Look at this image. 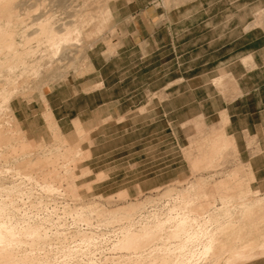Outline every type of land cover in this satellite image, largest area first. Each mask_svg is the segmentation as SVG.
Wrapping results in <instances>:
<instances>
[{"label": "rangeland", "instance_id": "obj_1", "mask_svg": "<svg viewBox=\"0 0 264 264\" xmlns=\"http://www.w3.org/2000/svg\"><path fill=\"white\" fill-rule=\"evenodd\" d=\"M111 1L0 0V223L21 238L10 248L33 264H156L162 254L165 264H264V253L232 257L264 242V191L247 162L254 155V168L264 169V152L252 136L250 153H237L226 111H215L239 97L232 111L245 109L264 130V66L253 69L256 89L246 96L233 76L202 75L229 48L220 41L232 39V53L248 50L246 20L264 62V0L251 11L249 0H162L183 7L171 17L173 45H165L164 14L132 45ZM49 29L56 39L70 30L75 37L54 48ZM122 39L125 56L103 76L109 96L123 99L65 133L48 114L46 131L18 121L16 100L67 78L83 83L88 55L112 53ZM232 61L241 74L239 57ZM211 238L217 252L202 255Z\"/></svg>", "mask_w": 264, "mask_h": 264}, {"label": "crops", "instance_id": "obj_2", "mask_svg": "<svg viewBox=\"0 0 264 264\" xmlns=\"http://www.w3.org/2000/svg\"><path fill=\"white\" fill-rule=\"evenodd\" d=\"M162 0H112L110 3V11L116 15H123L122 21L125 23L124 26H118L119 29L132 30L133 32L128 37V40L132 45H140L139 41H136V36L139 30L147 29L155 32V24L157 18L160 15H165V28L169 34L168 40H166L165 45H173V21L171 17L174 13L178 12L179 8L183 7H173L172 5L168 6L161 4ZM190 3V2H187ZM253 5V0H249L245 3V7H250V11ZM248 20L244 23V41L243 45L245 50L241 54L236 52L232 53V39L222 40L218 43L219 47L228 49H222L223 53L219 55L218 58L213 59L215 66L207 71L202 73L209 74L210 72H217L215 74L209 75L210 77H234L237 79L240 95L246 96L251 94L256 87H254L252 81V71L254 68L263 67L264 62L259 63L257 61L258 49L254 47L253 39V27L248 29L246 25ZM229 29L232 30V24L227 23ZM152 35L146 39L147 42L151 40ZM126 39H122L119 45L112 53H104V50L99 52H91L88 55L90 70L85 73V79L83 83H77L79 77H74L72 79L67 78L65 81L59 83H54L48 87V89H43L42 93L31 101L23 102L16 100L14 105L12 104V110L14 115L20 121L21 124H26L28 131L32 127L43 128L46 131V114L54 121L57 128L62 132H68V127L73 126L75 121L82 123V117L86 114H93V111H98L105 106H108L110 103L116 102L119 99H123L119 94L109 96V81L107 77L103 76L105 71H108L109 68L114 67V62L120 60L124 57V49H121L124 46ZM154 40V38L152 39ZM118 42V41H117ZM116 43V42H114ZM204 42L203 44H206ZM216 44V43H215ZM235 46L236 43H233ZM185 53V52H184ZM182 53V55L184 54ZM239 57V64L242 68L241 74H236L234 68H232V60ZM250 58L253 62L254 67L247 68L242 59ZM183 59V58H182ZM209 61L204 62L207 64ZM244 78L243 85L240 78ZM248 84V86H247ZM235 99H231L226 105L218 107V110H215L216 113L221 111H226L228 115V122L225 125V131L228 135L232 136L231 140L234 139L237 153H250V149L247 142V137H255L258 144L261 147V153L264 152V130L263 126L254 123L252 117L247 115L248 112L244 109V113H237L232 111V102ZM202 115L207 116L205 112H201ZM225 113L223 116L225 117ZM238 115L244 119L243 123L240 122ZM260 128V129H259ZM254 129V130H252ZM226 135V134H224ZM226 137H228L226 135ZM241 143V146H240ZM263 145V146H262ZM240 154V155H241ZM254 155H248L247 162L251 168V171L254 176V182L257 181L260 184L258 185V190L264 191V178H258L259 173H263L264 169L254 168Z\"/></svg>", "mask_w": 264, "mask_h": 264}, {"label": "bare ground", "instance_id": "obj_3", "mask_svg": "<svg viewBox=\"0 0 264 264\" xmlns=\"http://www.w3.org/2000/svg\"><path fill=\"white\" fill-rule=\"evenodd\" d=\"M2 3V2H0ZM4 3V1H3ZM2 5V4H1ZM6 5V4H5ZM3 6V5H2ZM2 8V7H1ZM45 26V25H44ZM49 28V27H48ZM52 29V27H51ZM51 29H49V31L46 33L47 34V39L54 48H57L59 46V44L61 43V41H66V40H69V39H72L74 38L75 36V32H71L72 30H70L69 32H67L64 36L60 37L59 39H56L55 37V32L53 33L51 31ZM46 30V29H45ZM77 34V33H76ZM45 36V35H44ZM1 203V202H0ZM4 214V213H3ZM1 220V219H0ZM184 222V221H183ZM4 224V223H2ZM2 224L0 223V264H27L26 261L27 258H29V254H28V257L27 256H23L21 253V255H18V253H15L13 252V250L10 248V246L16 242H19L20 241V236L19 238L20 239H17V237L15 235H13L12 231L3 227ZM182 224V223H181ZM185 226V225H184ZM7 227V226H6ZM14 227V226H13ZM222 227V226H221ZM14 229V228H13ZM12 229V230H13ZM183 230V229H182ZM20 233V232H19ZM18 233V234H19ZM29 234V233H28ZM224 234V233H223ZM16 238H15V237ZM30 236V235H29ZM28 236V237H29ZM33 236V235H32ZM224 237V236H223ZM24 238V236L22 237ZM193 238V237H192ZM24 240V239H23ZM22 241V240H21ZM26 242V240H24ZM31 244V243H30ZM29 244V245H30ZM227 244V243H226ZM17 245V244H16ZM216 243L213 241V239H209L208 240V243H206L204 245V249L202 251V255H206L207 253H211V250H213V248L215 249V252H217V247L215 246ZM14 246V245H13ZM32 247V245H31ZM33 248V247H32ZM242 248V247H241ZM240 248V249H241ZM14 249V248H13ZM31 250V249H30ZM17 252V250H16ZM164 253V252H163ZM257 253H264V242H255V243H252L250 245H247V246H244V248L242 250H237L234 252V255L232 254V257H235L237 259H244V260H247L249 259L251 256H253L254 254L257 255ZM161 254V253H159ZM158 256V255H157ZM157 256H153V257H156ZM165 256V255H164ZM30 257H33V256H30ZM140 256H138L139 258ZM162 258L161 259H155L156 260V264H165V263H169V260L168 257H163V254L161 256ZM141 258V257H140ZM146 258V257H145ZM152 258V256H151ZM169 258H172V257H169ZM34 260V259H33ZM32 259H30L29 261H31L30 263H32L33 261ZM140 260H136L135 262L131 263V264H139L140 263ZM143 260V259H142ZM150 260V259H149ZM154 260V261H155ZM158 260V262H157ZM28 261V262H29ZM34 262V261H33ZM144 262V261H143ZM152 262V261H151ZM228 262V261H227ZM142 263V262H141ZM140 263V264H141ZM148 263V262H147ZM153 263V262H152ZM171 263V262H170ZM190 263V262H189ZM197 263V262H196ZM29 264V263H28ZM33 264V263H32ZM145 264V263H143Z\"/></svg>", "mask_w": 264, "mask_h": 264}]
</instances>
